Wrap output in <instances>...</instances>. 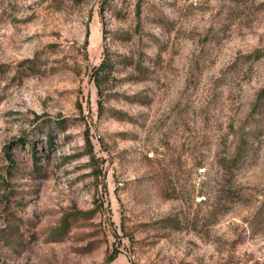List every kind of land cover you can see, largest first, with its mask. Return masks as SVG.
<instances>
[{
  "label": "rangeland",
  "instance_id": "374dc122",
  "mask_svg": "<svg viewBox=\"0 0 264 264\" xmlns=\"http://www.w3.org/2000/svg\"><path fill=\"white\" fill-rule=\"evenodd\" d=\"M0 264H264V0H0Z\"/></svg>",
  "mask_w": 264,
  "mask_h": 264
}]
</instances>
